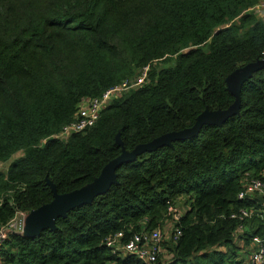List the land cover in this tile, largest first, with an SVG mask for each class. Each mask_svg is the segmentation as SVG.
I'll list each match as a JSON object with an SVG mask.
<instances>
[{"label":"trees","instance_id":"16d2710c","mask_svg":"<svg viewBox=\"0 0 264 264\" xmlns=\"http://www.w3.org/2000/svg\"><path fill=\"white\" fill-rule=\"evenodd\" d=\"M258 1L0 0V227L49 202L47 181L70 192L121 149L228 108L226 76L263 57L264 20L248 12ZM143 67L145 81L112 98L92 126L58 136L82 99ZM237 96L220 123L122 162L105 192L53 228L8 233L0 264H147L111 253L104 240L166 222L170 246L155 264H238L253 237L264 247V204L236 197L245 180L264 182V66ZM178 198L173 219L167 208ZM240 209L251 213L230 217Z\"/></svg>","mask_w":264,"mask_h":264},{"label":"built area","instance_id":"2783aa9c","mask_svg":"<svg viewBox=\"0 0 264 264\" xmlns=\"http://www.w3.org/2000/svg\"><path fill=\"white\" fill-rule=\"evenodd\" d=\"M262 59L264 60V53ZM147 71L148 68L143 67L132 79L122 80L117 85L104 90L97 97L82 99L77 106L73 119L68 124L62 126L58 136L64 137L72 132H80L92 126L97 119L100 110L103 109L115 96L120 95L129 88H135L141 85L145 81ZM247 195H253L256 199H261V204L263 205L264 182L258 178L245 180L236 197L238 199H243ZM167 209V214H171L173 219H177L178 213L175 211L174 207L169 205ZM239 211V215L232 213L230 217L237 216L241 220L243 217H248L251 213V211H248L247 209H240ZM262 213L264 215V210ZM24 214V212L16 211L13 217L9 219L5 225L0 227V245L8 233L22 235ZM175 231V235H177V230ZM121 237V232H116L105 238V245L109 248L111 253L122 256L132 255L144 263L155 264L156 257L158 253L161 252L158 248V242L161 237L158 228L134 233L126 240H120ZM252 240L256 243V247L250 249L238 264H264V247L259 244L257 238L253 237Z\"/></svg>","mask_w":264,"mask_h":264},{"label":"water","instance_id":"95a60500","mask_svg":"<svg viewBox=\"0 0 264 264\" xmlns=\"http://www.w3.org/2000/svg\"><path fill=\"white\" fill-rule=\"evenodd\" d=\"M261 66H264V61H257L241 69L232 71L226 76V88L234 97V101L228 108L215 111L204 110L196 117L194 124L187 129L163 134L146 143L136 145L129 151L121 149L116 157L101 167L98 175L89 183L70 192L57 194L52 184L47 181L52 198L49 202L24 214L22 235L32 236L44 228H53L56 218L64 216L68 210L74 207L89 203L93 196L105 192L110 184L115 181L114 170L122 162L132 160L139 153L153 150L162 145H168L173 140L190 137L202 124L220 123L237 108V93L240 82L246 78L250 71L256 70ZM259 200L261 201V199Z\"/></svg>","mask_w":264,"mask_h":264},{"label":"rangeland","instance_id":"374dc122","mask_svg":"<svg viewBox=\"0 0 264 264\" xmlns=\"http://www.w3.org/2000/svg\"><path fill=\"white\" fill-rule=\"evenodd\" d=\"M260 3H264V0H260V1H258L257 2V6L256 5H254L250 10H248V12H253L256 16H257V18L258 19H264V10H262L261 8H260ZM259 7V8H255L254 9V7ZM263 12V13H262ZM262 15V16H261ZM168 65V64H167ZM161 66H163V65H161ZM17 155H19V153H15L13 156H12V158L13 157H15V156H17ZM6 166H7V162L5 163H0V171H4L5 170V168H6ZM176 203L177 204H175L174 205V209H175V211L178 213V211H177V205H181V201H180V198H178L177 200H176ZM168 221V220H167ZM169 224H171V222H166L165 223V226H163V227H161L160 229H158L159 231H160V233H161V237H160V240H159V242H158V248L160 249V251H162L163 252V250H165V246H170V240H169V238H170V225Z\"/></svg>","mask_w":264,"mask_h":264},{"label":"crops","instance_id":"0c3cea01","mask_svg":"<svg viewBox=\"0 0 264 264\" xmlns=\"http://www.w3.org/2000/svg\"><path fill=\"white\" fill-rule=\"evenodd\" d=\"M260 1V0H259ZM261 4H263V3H260V5ZM263 13V12H262ZM262 16V15H261ZM262 20H264V19H262ZM253 248V247H252ZM252 248H250V249H252ZM249 248H247V250L249 251L250 250ZM248 251H247V253H248ZM246 253H243L242 252V254L240 255V258L242 259L243 257H244V255H245Z\"/></svg>","mask_w":264,"mask_h":264},{"label":"bare ground","instance_id":"6f19581e","mask_svg":"<svg viewBox=\"0 0 264 264\" xmlns=\"http://www.w3.org/2000/svg\"><path fill=\"white\" fill-rule=\"evenodd\" d=\"M257 5H258V4H257ZM257 5H256V6H257ZM256 6L254 7V9H255V8H259V7H256ZM262 6H263V7H262ZM260 8H261L262 10H264V3L260 5ZM262 58H263V57H262ZM260 61H264V60L261 59Z\"/></svg>","mask_w":264,"mask_h":264}]
</instances>
